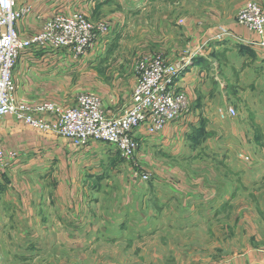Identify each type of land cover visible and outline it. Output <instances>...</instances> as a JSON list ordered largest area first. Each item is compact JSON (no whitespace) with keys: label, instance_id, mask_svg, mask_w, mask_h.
Masks as SVG:
<instances>
[{"label":"crops","instance_id":"obj_1","mask_svg":"<svg viewBox=\"0 0 264 264\" xmlns=\"http://www.w3.org/2000/svg\"><path fill=\"white\" fill-rule=\"evenodd\" d=\"M251 2L254 0H17L16 8L29 9L28 14L15 23V29L22 39L37 33L42 21L57 12L71 14L80 11L90 21L102 20L109 26V32L97 38L93 47L80 57H74L64 50L19 53L12 79L15 99L25 105L51 102L67 108L78 95L90 93L100 98L107 117L120 116L129 106L135 76L130 73L128 89L115 83L103 86L97 65L102 49L107 48L121 33L128 32L129 28L142 32L152 29L153 34L149 35L153 39H142L139 47L159 48L158 51H142L137 56L158 52L165 61L172 63L183 55L184 50L198 51L192 65L179 76L175 86L190 101L188 113L157 134L149 135L142 128L134 133L139 145L134 162L141 172L150 175V179L146 183L133 181L130 177L133 168L127 166H124L125 173L122 169H113L111 173L122 172L127 178L121 199L107 202L109 215L95 219L94 226L97 228L67 234L69 239L87 240L78 249L77 264H157V252L163 248L161 241L170 247L164 253L167 256L164 264H187L189 259L183 261L182 251L174 247L173 239L176 233L192 230L186 225L197 218L198 208L213 206L210 200H192L188 197L197 190L204 191L206 196H212L214 192L213 185L207 186L191 178V166L198 157V148L201 146L208 153H214L217 149L209 139L214 128L207 135L204 134L206 137L201 145L196 135L197 129L204 124L201 113L204 108H209L208 102L203 104L200 101L201 95L208 97L212 92L203 91V87H206L212 68L216 65L210 58L211 51L216 48L214 45L220 41L222 48L228 43L240 49L236 50L237 64L227 57V66L223 67L222 72L229 84L233 82L234 91L239 86L238 92L243 94V85L253 91H262L264 50L251 45V42L257 41V37L235 21L237 11ZM258 2L262 3L260 0ZM135 20L143 27H133ZM225 32L226 36L217 38V35ZM240 46L246 48L248 55ZM252 59L257 62L247 65L246 62ZM225 93L228 94V91L222 92ZM247 109L252 112L258 110L248 104ZM45 120L49 122L51 118L46 117ZM247 127L253 129L248 131L251 134L248 137L242 133L246 132ZM237 128H233L231 135L239 143L238 155L252 154L259 161L255 165H252L253 162L243 164L245 167H256L258 171H253V176H250L251 172L245 174L241 171L251 179V183L244 180L242 186L261 189L264 186V119L241 120ZM99 145L104 144L90 141L84 148H76L68 140L38 132L10 115L1 117L0 150L5 154V168L0 174V225L7 222L19 224L37 215L39 204L48 203L44 202L42 194L48 190L50 181L47 176H58L57 196L65 207H72L78 213L81 203L88 197L87 191L93 196L101 188L103 192L112 191L110 180H106L105 186L100 189L98 186L92 189L89 184L81 183L84 171H96L85 169V164L93 159ZM10 154L14 157L8 156ZM101 158L106 156L98 157L95 163ZM122 173L121 176H124ZM45 175L44 180L38 181V176ZM75 175L78 176V183L74 182ZM173 193L177 199L172 198ZM229 197V194L224 197L226 203H229ZM239 204L244 206V203ZM102 220L109 224L107 230L100 227ZM182 238L186 237L181 235ZM260 260L259 257L257 261ZM228 264H247V261L245 257L242 260L238 257Z\"/></svg>","mask_w":264,"mask_h":264},{"label":"rangeland","instance_id":"obj_2","mask_svg":"<svg viewBox=\"0 0 264 264\" xmlns=\"http://www.w3.org/2000/svg\"><path fill=\"white\" fill-rule=\"evenodd\" d=\"M260 1L261 4L258 0H254V3L264 7V0ZM132 26L138 29L143 27L137 20L133 22ZM129 29L128 32L121 33L99 54L101 60L97 69L101 74L103 86H111L115 83L118 87L128 89L130 73H133L135 61L139 57L137 55L146 50H159V48L139 47L142 39L145 40L147 37L153 39L149 35L153 34L152 29L150 32ZM150 44L154 45V42ZM214 46L216 48L211 51L210 58L217 66L212 68L210 79L206 82V87H203V91H212L213 93L210 92L208 97L206 94L201 95L202 101L200 102L203 104L208 102L209 108L207 110L204 108L201 113L204 124H202V128L197 129L196 135H198L197 140L201 145L206 137L204 134L207 135V132L214 128L209 139L214 143L213 147H217V149L214 150V153L212 151L208 153L207 149L200 146L198 157L191 166L193 169L191 178L197 179L207 186L213 185L214 192L212 196L209 194L206 196L204 191L197 190L191 193V197H188L192 200H210L213 202V206L212 208L209 205L198 208L197 218L191 219L186 225L190 226L192 230L176 233L173 244L175 248L181 249L183 261L189 259L187 264H222L224 262L228 264L229 261L238 257L241 260L245 257L247 264H264V186L256 190L242 186L244 180L251 183V179L246 178L245 174L251 172L250 176H253L254 172L258 171L256 167H245L243 164L250 165V162H253L252 165H255L259 164V161L252 154L238 155L239 143L236 137L231 135L233 128L238 130L237 125L241 120L264 119V77H262V91H253L243 85L245 88L241 92L243 94L238 92L240 91L239 86H236L238 90L236 89L235 92L233 82L231 81L229 84L227 79L222 76V72L223 67L227 66V57H231V62L237 64L236 50L240 51V49L228 43H225V46L223 45L225 48H222L220 41ZM240 47L248 55L249 52L246 48ZM194 51L195 49L190 51L188 49L182 53L191 54ZM151 55L165 60L161 53L157 52V54ZM248 57L253 56L249 55ZM256 62L257 60L252 59L246 64L252 65ZM257 81L260 80L257 79ZM223 91H228V94H222ZM247 104L258 108L257 112L248 110ZM245 130L246 132L242 133L246 137L251 135L248 131H253L252 127H247ZM98 143L104 145H99L100 148L94 154L93 159L85 164L87 167L85 169H96V171L87 173L84 171L81 183L89 184L92 189L97 186L100 189L101 186H105L106 180H110L112 191L103 192V188H101L100 191L94 193V196L90 191H87L88 197L81 203L78 213L72 207H65L57 196L59 195L56 187L59 183L58 176H47L50 181L48 190L42 194L44 202L48 203L39 204L36 209L37 215L32 216L30 221L26 220L19 224L7 222L5 225H0L2 232L0 233V264L78 263V249L87 240L69 239L67 234L92 231L93 228H97L94 226L95 219L109 215L110 206L107 202L120 200L121 192L125 188L124 184H127V178L122 172L111 173L112 170L122 169L124 172V166L131 169L133 167L129 161L120 156L114 146L104 142ZM109 155L111 157L107 158ZM100 156H106V158H101L95 163ZM248 158L251 160L249 161ZM121 173L124 176H121ZM74 177V182L78 183V176ZM45 178L46 175L38 176L37 179L40 181ZM38 185L40 184L38 183ZM41 187L44 186L41 184ZM228 194L231 198L229 197L230 201L226 203L224 197ZM172 198L177 199L178 197L173 193ZM239 203H244V206H239L242 205ZM100 227L107 230L109 224L102 220ZM181 235L186 238L180 239ZM161 243L163 248L157 252V264H164V260L167 261V256H164V253L170 250L168 244L162 241ZM259 257L261 260L257 261ZM255 260L256 263H254Z\"/></svg>","mask_w":264,"mask_h":264},{"label":"built area","instance_id":"obj_3","mask_svg":"<svg viewBox=\"0 0 264 264\" xmlns=\"http://www.w3.org/2000/svg\"><path fill=\"white\" fill-rule=\"evenodd\" d=\"M16 2L0 0V118L10 115L38 132L66 139L76 148H84L90 141L110 144L123 159L132 163L131 179L147 182L150 175L141 172L134 162L139 146L134 133L142 128L149 135L157 134L188 113L190 101L175 86L179 76L192 65L198 51L183 54L172 63L156 55L139 56L133 67L136 82L129 106L114 118L106 116L100 98L90 93L78 95L67 108L51 102L25 105L16 101L12 79L19 53L64 50L80 57L93 47L97 38L109 32V26L102 20L90 21L80 11L57 12L42 21L37 33L22 39L15 23L27 15L29 9L16 8ZM236 23L257 37L251 45L264 50V7L254 2L247 4L238 10ZM226 34L221 33L217 38ZM46 117L51 120L46 122ZM8 156L14 157L13 154ZM4 168L5 154L0 150V174Z\"/></svg>","mask_w":264,"mask_h":264}]
</instances>
